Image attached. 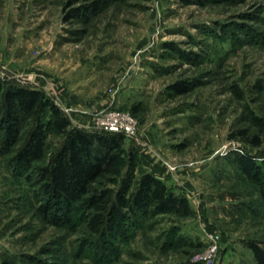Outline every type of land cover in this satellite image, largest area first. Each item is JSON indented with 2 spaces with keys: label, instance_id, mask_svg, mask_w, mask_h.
<instances>
[{
  "label": "rangeland",
  "instance_id": "obj_1",
  "mask_svg": "<svg viewBox=\"0 0 264 264\" xmlns=\"http://www.w3.org/2000/svg\"><path fill=\"white\" fill-rule=\"evenodd\" d=\"M0 83L41 90L93 135L108 133L100 123L109 109L130 116L136 137L123 135L125 147L189 207L136 215L128 239L106 234L94 247L99 236L76 216L66 224L40 209V176L18 166L19 145L0 147V264H256L249 245L264 250V0H0ZM243 129L261 144L230 138ZM20 131L23 141L28 130ZM63 141L49 134L34 167L50 166ZM235 154L254 158L258 179L239 171ZM210 247L213 262H196Z\"/></svg>",
  "mask_w": 264,
  "mask_h": 264
},
{
  "label": "trees",
  "instance_id": "obj_2",
  "mask_svg": "<svg viewBox=\"0 0 264 264\" xmlns=\"http://www.w3.org/2000/svg\"><path fill=\"white\" fill-rule=\"evenodd\" d=\"M76 7L69 17L84 16L92 7ZM176 92L185 91L180 84ZM255 121L259 119L253 117ZM21 128H27L26 136L20 141ZM0 147L10 150L18 146L16 158L23 169H36L40 178L44 203L41 210H51L62 221L72 223L74 216L83 222L85 231L99 236L92 242L98 246L107 235H117L120 240L128 239L126 226L136 215L157 217L178 212L186 214L188 203L183 196L170 191L152 174L140 169V160L132 145L125 147L120 133L90 134L77 129L53 101L38 89L4 86L0 83ZM60 135L62 147L53 156L50 166L34 163L44 158L46 139L49 134ZM238 137L258 147L261 141L249 136L246 129L238 130L232 137ZM19 141L21 143H19ZM235 163L241 173L250 179H258L260 170L251 155L235 154ZM139 173L136 182L134 174ZM122 178L119 184L117 181ZM135 181V180H134ZM116 189L109 188L116 185ZM135 185L133 191L131 185ZM259 199L264 204V187L259 189ZM103 242L106 243L105 240ZM91 245V241L85 245ZM110 250L111 245L107 246ZM254 262L264 264V250L258 244L249 245ZM2 264H12L4 260Z\"/></svg>",
  "mask_w": 264,
  "mask_h": 264
},
{
  "label": "built area",
  "instance_id": "obj_3",
  "mask_svg": "<svg viewBox=\"0 0 264 264\" xmlns=\"http://www.w3.org/2000/svg\"><path fill=\"white\" fill-rule=\"evenodd\" d=\"M100 129L108 133H120L127 137L135 138L136 132L134 128V122L128 115H123L114 110L109 109L105 114V119L100 123ZM216 256V248L210 247V249L202 256L196 257L195 261L200 263H211Z\"/></svg>",
  "mask_w": 264,
  "mask_h": 264
}]
</instances>
